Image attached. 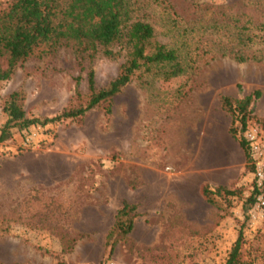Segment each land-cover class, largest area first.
Here are the masks:
<instances>
[{
    "label": "rangeland",
    "instance_id": "obj_1",
    "mask_svg": "<svg viewBox=\"0 0 264 264\" xmlns=\"http://www.w3.org/2000/svg\"><path fill=\"white\" fill-rule=\"evenodd\" d=\"M134 1L153 42L177 50L179 75L141 68L66 119L54 117L87 103L90 70L96 89L115 77L125 40L113 57L62 45L0 84V103L17 92L37 121L31 145L17 128L0 143V264H224L240 230L243 264H264V211L247 200L254 168L221 103L259 91L247 128L264 139V0ZM204 187L234 193L210 202ZM123 202L135 206L125 236L113 231Z\"/></svg>",
    "mask_w": 264,
    "mask_h": 264
},
{
    "label": "trees",
    "instance_id": "obj_2",
    "mask_svg": "<svg viewBox=\"0 0 264 264\" xmlns=\"http://www.w3.org/2000/svg\"><path fill=\"white\" fill-rule=\"evenodd\" d=\"M134 0H10L5 6L0 2V84L8 80L13 70L26 60L35 56L54 53L60 46H71L76 53H86L94 57L102 53L108 57L115 55L112 47L122 40L128 46L125 61L106 87L96 89L94 73L87 74L89 98L86 104L64 108L54 119L73 118L101 102L110 101L132 76L141 68L159 67L165 76H177L183 68L178 52L166 44L153 42L154 28L151 23L135 17ZM167 66V67H166ZM165 68V69H164ZM79 81L77 80V86ZM259 91L238 99L235 105L227 96L221 97L224 109L233 116L229 132L240 134V146L245 153L246 162L250 153L243 132L247 128L248 108L253 100L258 99ZM0 112L5 121L0 126V143L11 137V130L17 128L24 134L36 124L35 119H28L22 108L17 92L8 94L0 103ZM235 124V125H234ZM236 126V127H234ZM253 169V165H250ZM208 201L213 202V195L234 192L223 187L211 191L202 189ZM257 189L254 187L249 196L251 205ZM135 206L123 202L117 210L113 231L125 236L132 230ZM110 234V233H109ZM243 234L240 230L224 264H243L241 248Z\"/></svg>",
    "mask_w": 264,
    "mask_h": 264
},
{
    "label": "built area",
    "instance_id": "obj_3",
    "mask_svg": "<svg viewBox=\"0 0 264 264\" xmlns=\"http://www.w3.org/2000/svg\"><path fill=\"white\" fill-rule=\"evenodd\" d=\"M34 135L35 132L33 129L27 130L23 137V144L31 145ZM262 135L261 128L256 125L246 128L243 132V137L247 142L251 163L254 168V186L257 189L255 203L258 208L264 211V139Z\"/></svg>",
    "mask_w": 264,
    "mask_h": 264
}]
</instances>
